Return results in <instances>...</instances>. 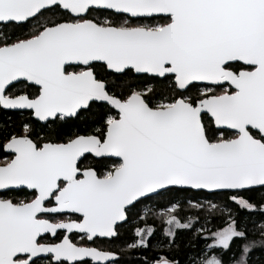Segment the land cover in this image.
Returning a JSON list of instances; mask_svg holds the SVG:
<instances>
[{
  "label": "snow or ice",
  "instance_id": "snow-or-ice-1",
  "mask_svg": "<svg viewBox=\"0 0 264 264\" xmlns=\"http://www.w3.org/2000/svg\"><path fill=\"white\" fill-rule=\"evenodd\" d=\"M0 109L25 115L0 124V264H121L88 242L123 229L153 253L140 264L264 249V223L248 227L264 199L247 195L264 196V0H0ZM205 194L226 226L201 225L207 251L181 260L183 203L223 212ZM161 200L153 243L136 220Z\"/></svg>",
  "mask_w": 264,
  "mask_h": 264
},
{
  "label": "trees",
  "instance_id": "trees-1",
  "mask_svg": "<svg viewBox=\"0 0 264 264\" xmlns=\"http://www.w3.org/2000/svg\"><path fill=\"white\" fill-rule=\"evenodd\" d=\"M25 119V115H22L20 112L15 111H5L0 109V124H6L9 126V130H14L19 132L21 130V122ZM4 153L0 151V159H2ZM254 202H259L264 199V196L260 192L249 193L247 194ZM201 201H204L207 204V201L211 200L213 203L219 205L223 212H218L212 210L211 208L206 207L203 211L192 208L187 203H183L182 208L179 210L178 218H181L186 222L188 217H193L194 226L191 230H178L179 235V256L178 258L181 260L189 259L193 256H196L202 249L205 251L206 243H211L210 240L205 239V237L201 236L197 238V230L200 229L201 225L206 228H210L213 231L216 229L226 226V222L228 219V209L225 208L223 199L221 197H214L210 195H201L199 197ZM195 203V201H193ZM171 205L167 203L165 200H161L158 202V206H153L152 212L148 215L147 224L142 221L145 219L143 216V212L140 214V218L136 220V226L145 227L151 226L157 229V234L153 243L156 240H163L164 234L163 229L165 228L163 220L158 216V213L166 211L167 208H170ZM211 213V215H209ZM250 214L245 213V217L247 218ZM205 217H207L208 221L205 223ZM250 221H257L255 227H253L252 223L249 222L248 227L250 232H255L256 239H259V233L257 229L260 226V223H264L261 221L259 214L250 215ZM132 227L131 225L129 226ZM105 244L110 249L117 251L118 253H122L121 264H140L145 255H152L153 253H140L133 252L132 249L127 247V244L131 243V231L127 229H123L121 231V239L119 241H104ZM127 242V243H126ZM236 245H239L241 242L237 240ZM199 259V257H197ZM253 264H264V249H256L252 255Z\"/></svg>",
  "mask_w": 264,
  "mask_h": 264
},
{
  "label": "flooded vegetation",
  "instance_id": "flooded-vegetation-1",
  "mask_svg": "<svg viewBox=\"0 0 264 264\" xmlns=\"http://www.w3.org/2000/svg\"><path fill=\"white\" fill-rule=\"evenodd\" d=\"M5 111H12V110H5ZM15 112H18V111H15ZM75 239L77 240V242H79V237L78 236H76ZM104 241H108V240L100 239V240H97L95 244H92L91 242H88V243H89V246L100 247V248L104 247V249H110L107 246V244H105Z\"/></svg>",
  "mask_w": 264,
  "mask_h": 264
},
{
  "label": "rangeland",
  "instance_id": "rangeland-1",
  "mask_svg": "<svg viewBox=\"0 0 264 264\" xmlns=\"http://www.w3.org/2000/svg\"><path fill=\"white\" fill-rule=\"evenodd\" d=\"M165 212V211H164ZM164 212H160V213H158V216L163 220V222H164V220L166 219V217H163L162 216V213H164ZM164 225H165V228L167 227V225L164 223ZM145 227H149L148 225L147 226H145ZM151 227V226H150ZM104 248V247H103Z\"/></svg>",
  "mask_w": 264,
  "mask_h": 264
}]
</instances>
